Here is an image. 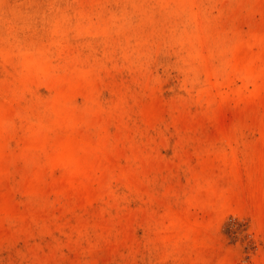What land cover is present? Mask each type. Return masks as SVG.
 <instances>
[{"label": "rangeland", "instance_id": "1", "mask_svg": "<svg viewBox=\"0 0 264 264\" xmlns=\"http://www.w3.org/2000/svg\"><path fill=\"white\" fill-rule=\"evenodd\" d=\"M0 264H264V0H0Z\"/></svg>", "mask_w": 264, "mask_h": 264}]
</instances>
